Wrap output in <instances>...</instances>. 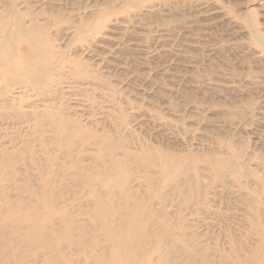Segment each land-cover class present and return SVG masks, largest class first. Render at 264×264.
I'll return each instance as SVG.
<instances>
[{
    "label": "rangeland",
    "instance_id": "374dc122",
    "mask_svg": "<svg viewBox=\"0 0 264 264\" xmlns=\"http://www.w3.org/2000/svg\"><path fill=\"white\" fill-rule=\"evenodd\" d=\"M133 210L136 264H264V0H0V264L110 262Z\"/></svg>",
    "mask_w": 264,
    "mask_h": 264
},
{
    "label": "bare ground",
    "instance_id": "6f19581e",
    "mask_svg": "<svg viewBox=\"0 0 264 264\" xmlns=\"http://www.w3.org/2000/svg\"><path fill=\"white\" fill-rule=\"evenodd\" d=\"M103 208L104 207H102V208L100 207V211H103L100 213L104 217L107 215L108 211H111V209L109 207H107V208H105V210H101ZM54 210H55V208L52 207L51 211L54 212ZM36 214L37 213H35V215ZM141 216H142V212L139 210H133V211H130L128 213V217L125 220L126 225L124 226V229H122V233L120 235H118V236H120V238L113 237V236H111L110 233H108L110 242H112V244L117 246L118 249L115 250V253H113L110 262L106 263V261L102 259L101 264H130V262H132V263L134 262L133 259H134L135 255L138 256V252H141L144 249L142 247V249L140 250V248L136 247V245H138L137 243H139L141 241L140 235L142 234L141 226L137 223L136 220L140 219ZM19 221H20L19 222L20 226L23 228H26V230L29 231V234L25 237V240L29 243H35L36 242L38 245L41 244V245H43V247L48 252L55 253L53 262H56L55 258H56L57 252L60 255L62 253V252L60 253L59 249L57 248L58 245H60L62 243V241H67V240H70V238H72L71 233H72L73 229H72V225L69 223L67 225L66 234L62 235L59 238V244L51 245V244L43 241L42 235L40 233L41 232L40 227L38 226V224H36L34 221H32L31 217H26V216L20 217ZM143 228L145 229L146 225L143 226ZM80 244L82 246V243H80ZM125 253L127 254V258L124 257ZM62 254L65 256L64 253H62ZM108 256H107V258H108ZM136 262H138V261H135L134 264H136ZM18 264H21V263H18Z\"/></svg>",
    "mask_w": 264,
    "mask_h": 264
}]
</instances>
